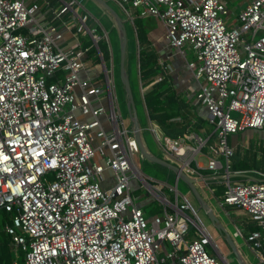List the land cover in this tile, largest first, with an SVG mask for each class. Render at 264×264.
Here are the masks:
<instances>
[{
  "label": "built area",
  "instance_id": "2783aa9c",
  "mask_svg": "<svg viewBox=\"0 0 264 264\" xmlns=\"http://www.w3.org/2000/svg\"><path fill=\"white\" fill-rule=\"evenodd\" d=\"M114 1L130 20L129 9L159 19L169 47L184 59L192 52L193 60H185L198 82L195 103L206 108L213 130L204 140L189 133L173 139L156 126L153 138L160 157L201 178L192 164L202 167L208 145L204 168L221 175L219 204L241 210L258 227L244 233L237 226L232 237L245 234L264 264V180L237 179L244 172L231 169L234 147L227 143L228 135L264 127V0L238 10L227 0ZM80 10L77 0H0V231L11 264H227L178 182L169 199L157 193L160 181L137 168L134 134L119 115L98 46L108 37ZM91 48L104 85L79 77ZM76 112L93 119L81 121ZM97 153L103 163L92 161ZM106 170L114 183L105 188ZM132 176L159 199L162 212L151 220L134 201Z\"/></svg>",
  "mask_w": 264,
  "mask_h": 264
},
{
  "label": "rangeland",
  "instance_id": "374dc122",
  "mask_svg": "<svg viewBox=\"0 0 264 264\" xmlns=\"http://www.w3.org/2000/svg\"><path fill=\"white\" fill-rule=\"evenodd\" d=\"M79 2L81 12L86 10L87 12L90 13L92 16V20H89L88 23L90 25H94L97 23V27L101 30L102 36L108 37L109 41V50H110V60L108 62V69H109V74H110V79L112 80L113 83V92L114 96L116 97V102H118V112L119 115L122 113L123 120L127 125H130V120L129 116L126 111V99H125V94H124V88L121 84L120 77H119V38L116 29L111 25V20L108 16V14L103 11L97 3L93 2V0H77ZM248 0H227L229 7L232 9L238 10L243 3H245ZM108 4L114 8L115 11H117L119 14L124 15L123 11L119 6H117V3L114 0H107ZM84 9V10H83ZM125 16V15H124ZM152 20H154V17H151ZM96 20V22L94 21ZM94 22V23H93ZM126 28H127V37H128V47H129V57H128V72H129V79L132 85V90H133V99L136 102L135 108L136 111H138L141 116L138 114L139 117V122L141 124L142 129H145L147 125H149L151 128L155 129L156 126L158 127L157 124L154 122H151L149 119L148 115V109L146 105L144 104V94H145V89L142 87L140 83V78H139V72H138V61H139V43L137 41L136 37V31L134 29L133 23L131 22L130 19H127L126 21ZM99 34V32H98ZM87 42H89L86 39ZM102 43V42H101ZM107 44V45H108ZM187 58L188 60L191 59V54L192 52H187ZM193 56V54H192ZM194 58V57H193ZM142 118V119H141ZM143 120V122H142ZM211 129L213 130V127L208 125ZM151 129V132H145L144 133V141L145 144L148 146V148L153 151L154 153L157 152V155L160 156L159 154V144L156 143L155 141V132L154 130ZM157 129V128H156ZM145 130H143L144 132ZM228 135L227 137V143L231 146L234 142L232 141V136ZM154 136V138H153ZM236 140L237 143L239 144L238 147V159L239 160H244L246 163L250 165V169H248V175L251 174L252 176H257L258 178H263L264 179V128L263 129H258V130H245L244 132L236 133ZM244 136L245 141L242 143L241 138ZM239 140H238V139ZM215 140V134L213 135L211 142L214 143ZM249 141H251L249 143ZM249 143V146L246 144ZM246 144V145H245ZM235 149V148H234ZM208 145L205 146V148L202 149L201 153L207 154L208 152ZM236 155L230 157V165H232L233 159L235 158ZM136 166L139 170H141L144 175H146L147 179L152 177L153 179H156L160 182V185H163L162 189L157 188L158 194H165L168 196V198H173V193L170 190L171 188L175 187V176L174 174L167 175L166 172H160L158 171L157 167L154 166L151 162H148L144 160L140 153L134 157ZM202 164V160L200 161ZM143 175V174H142ZM168 178H167V177ZM135 181L137 184V190L133 191L134 196H139L141 197H146L147 191L144 188L143 183L141 180L135 176H132L129 180L130 184ZM177 186L178 189L181 193L188 195V197L195 201L193 196L191 195V192L189 188L186 186V184L180 180L177 181ZM197 188H201L202 192H205V197L204 199L210 200V202L214 203V198L213 196V191H212V186L210 184L206 183H198L196 185ZM203 189V190H202ZM199 190V189H198ZM162 192V193H161ZM152 196V195H151ZM151 204L148 206H145L144 209V214L147 213L148 210H150V207H154L156 205H160L159 199L156 197L152 196V201L150 202ZM196 203V202H195ZM153 205V206H152ZM225 209V208H224ZM236 210V212L234 211ZM229 211L233 212L231 214H243L239 209L237 208H232L229 207ZM200 215L202 216V219H204V223L208 229L209 235L211 237V242L212 245H214V250L217 252L219 258L224 261L227 264H237L233 254L230 252V249L228 246L225 244L223 239L220 237V234L211 226L209 221L206 219V216L201 212ZM211 244H208L207 249L209 253H213V248ZM262 251V249H259ZM253 263L258 264L259 258L258 255L254 253L252 255Z\"/></svg>",
  "mask_w": 264,
  "mask_h": 264
},
{
  "label": "crops",
  "instance_id": "0c3cea01",
  "mask_svg": "<svg viewBox=\"0 0 264 264\" xmlns=\"http://www.w3.org/2000/svg\"><path fill=\"white\" fill-rule=\"evenodd\" d=\"M50 1L54 4H58V5L61 4V0H50ZM248 1L243 3V5H245ZM117 6H119V5L117 4ZM119 8H121V7L119 6ZM121 10L123 11L122 8H121ZM129 10L133 14V20H131V22L133 23V26H134L135 17L143 18L144 22H146L145 28L147 30V33H146L147 43L144 41V44L146 46H148V48H150L151 50H153L155 52L157 59H158V63L161 66L162 71L165 73L164 75H165V78H166L168 84L172 87L175 94L178 96V99L180 101H182L183 104L186 106V111H185L184 115L186 116L185 117L186 120L187 119L189 120V125L186 127V131H184L182 133V135L178 136V138L183 137L186 133H189V134L194 135L198 139L204 140L208 135L211 134V129L208 126V123L206 120V116H207L206 108L195 103V91L198 88V82L193 77L192 71L186 66V60L185 59H188L187 58L188 53L186 54L185 59H184V57L182 55L176 53V51L174 49L169 47L168 40L166 38L165 27L163 26L162 22L159 19L154 17V20H152L151 17L138 16L136 10H134V9H129ZM123 13L125 16L121 15V14H120V16L125 20V28H126V21L129 18H128L125 11H123ZM49 18L50 17L47 16V17L42 19L44 22V26L46 28H48V26L50 25ZM65 18H67V16H65ZM134 29L136 31L135 26H134ZM126 34H127V28H126ZM136 37H137V33H136ZM64 39H66V40L68 39L67 33H65ZM127 40H128V37H127ZM137 41H138V39H137ZM109 52H110V50H109ZM94 60H96V59L92 58V56H90V58H88V57L86 58V60H85V66L86 67L84 70H82L80 72L79 77L82 80H90L93 82H98V84H101L103 81L104 75H103L102 70L100 71V69L98 68L97 62ZM109 60H110V58H109ZM189 60H193L192 54H191V59H189ZM129 81H130V79H129ZM130 84H131V82H130ZM102 85H104V84L102 83ZM130 86L132 89V85H130ZM76 93H79V89H76ZM132 93H133V90H132ZM102 104L104 106L108 105V101L106 98H104L102 100ZM126 111H127V114L129 116V120H130V115H129V112L127 110V107H126ZM76 114H77V117L79 118V120H81V121H91L93 119L90 114L83 115L80 112H76ZM138 114L141 116V114L139 112H138ZM138 114H137V116H138ZM120 115L122 117V113ZM99 119L101 121L102 126L105 129H109V125L107 123L105 116L100 115ZM138 119H139V117H138ZM122 121H123L124 125H126L129 129H131V122H130V125L128 126L127 123H125V121L123 120V118H122ZM142 122H143V120H142ZM148 126L149 125H147V127ZM143 130H145V131L143 132ZM248 130H250V129H248ZM251 130H258V129H251ZM244 131H242V132H244ZM142 132H143V134L145 132H148L146 130V127H145V129H142ZM242 132H240V133H242ZM235 135L236 134L232 135L233 136L232 141L234 143L231 145L235 148L234 151L238 150V147H239V144L237 143ZM192 140L195 142V138H193ZM244 141H245L244 136H242L240 142L243 143ZM250 142L251 141H249V143ZM94 143L97 145L98 140H95ZM249 143L246 142V144L248 146H249ZM108 151L109 150L106 148L105 153H108ZM155 154L157 155V152ZM159 154H160V151H159ZM200 160H202V167L201 168L205 169L204 168L205 162L207 160L205 153L200 157ZM92 161L97 162V163H103V157L99 153H97L93 157ZM248 171L249 170H242V172H244V173L240 174L241 176L236 175L237 179L248 178V179H254V180H264L263 178H258L257 176H252L251 174L248 175L247 174ZM104 177H105V180L102 183L103 187H105V188L109 187L114 183V176H113V173L111 171L106 170L104 173ZM202 178L204 180H201L199 183L205 182V184L208 183L212 187H214L215 185H221L220 184L221 175H213L210 172L209 175H202ZM198 189H199L200 193L202 194V196H204L205 192H202L201 188H198ZM131 190H132V192L137 190V184L135 183V181H133L131 183ZM165 195H166V193H165ZM133 197H134V201L136 202V204L139 207H141L142 209L152 201V196L148 193L146 194V197L144 196V197L140 198L138 195L137 196L133 195ZM212 197L214 198L215 204L210 202V200H207V201L210 203L214 212L216 213V215L220 219L221 223L224 225V227L226 228V230L228 231V233L231 236H232V233L235 231L237 226L238 227L243 226L244 233L247 230H254V225L250 222V220L246 214H244V213L241 215L238 213H236L237 215L231 214L233 212L229 211L228 206H221L219 204L221 197L217 198L214 194ZM169 199H171V198H169ZM234 211L236 212V210H234ZM145 215H146V213H145ZM152 218L153 217L149 218L148 220H151ZM263 237H264V234H263ZM233 239L236 242V245L238 247V250H239L243 260L247 264H256V263H253L254 261L252 259V255H254L255 252L250 247V244L247 243V241L245 239V234H243L242 237H235ZM223 241H224V239H223Z\"/></svg>",
  "mask_w": 264,
  "mask_h": 264
},
{
  "label": "trees",
  "instance_id": "16d2710c",
  "mask_svg": "<svg viewBox=\"0 0 264 264\" xmlns=\"http://www.w3.org/2000/svg\"><path fill=\"white\" fill-rule=\"evenodd\" d=\"M93 1L96 3L95 0ZM100 8L108 14L111 20V25L116 29L115 22L113 21L110 14L106 10H104L102 7ZM145 25H146V22H144L143 18L135 17L134 26L136 28L137 39L139 42V51H138L139 52L138 53L139 54V61H138L139 78H140L142 87L148 86L144 94V97H143L144 104L146 105L148 109V115H149L150 121L157 124L159 129L162 131L164 135L168 136L169 138L175 139V138H178V136L182 135V133L186 131V127L189 125V120L188 119L186 120L185 118L186 116L184 115L186 111V106L183 104L182 101L178 99V96L175 94L172 87L168 84L166 78L159 82L155 81L157 77H159L161 74H164V73L161 69V66L158 63V59H157L155 52L144 44V41L147 43V40H146L147 30L145 28ZM98 32L100 35H102V32L100 29H98ZM127 43H128V40H127ZM98 46L101 51L104 63L107 66L109 62V58H110V52H109V48H108L106 40L104 38H101L98 42ZM94 53H95L94 48H91L89 50V55L91 56ZM129 53H130L129 47L127 44L126 56H125V69L128 74H129L128 72ZM95 59L96 60L94 61L96 62L99 61L97 58ZM235 155L236 157L232 158L233 159V162L231 165L232 170L242 171V170L250 169V165L248 163H246L244 160L238 159L237 150L234 151V156ZM153 165L157 167L159 173L166 172L167 175L172 174L168 169H166L163 166H160L157 164H153ZM192 167H194L202 175L210 174L208 170L203 169V168H197L195 167L194 164H192ZM212 191H213V194L217 198H219L221 197L220 195L222 194L223 187L222 185H215L212 188ZM150 204L151 203H149L148 205ZM161 212H162L161 204L160 205L158 204L154 207H150V210H148L145 215L146 219L157 216L161 214ZM8 217L9 215L4 214L5 220H7ZM255 229H258V227L254 225V230ZM7 242H8V238L5 236V234L2 231H0V264L1 263L11 264V261L13 259V254ZM210 254L213 255V253H210Z\"/></svg>",
  "mask_w": 264,
  "mask_h": 264
},
{
  "label": "water",
  "instance_id": "95a60500",
  "mask_svg": "<svg viewBox=\"0 0 264 264\" xmlns=\"http://www.w3.org/2000/svg\"><path fill=\"white\" fill-rule=\"evenodd\" d=\"M95 1L100 7H102L110 14L116 25V31L119 38V77L125 92L126 107L130 115L131 130L134 134V139L136 141L138 151L141 157L144 160L151 162L152 164H157L165 167L171 173L174 174L176 182L180 180L186 184L196 204L198 205V209L206 216V219L209 221L211 226L224 239L225 244L228 246L231 253L234 255L237 264H247L243 260L236 245V242L234 241L232 236L228 233L224 225L221 223L220 219L214 212L210 203L206 199H204V197L198 190L196 185L201 180L204 179L201 177H194L186 174L179 166H176L175 164L153 153L145 144L144 136L142 135V127L138 120L137 111L135 108V102L133 99V93L130 86L129 76L125 69V56H126V47H127L125 20L120 16V14L117 11L114 10L112 6L108 4L107 0H95Z\"/></svg>",
  "mask_w": 264,
  "mask_h": 264
},
{
  "label": "bare ground",
  "instance_id": "6f19581e",
  "mask_svg": "<svg viewBox=\"0 0 264 264\" xmlns=\"http://www.w3.org/2000/svg\"><path fill=\"white\" fill-rule=\"evenodd\" d=\"M151 127L150 126H148V127H146V130L148 131V132H151ZM142 135L144 136V134H143V132H142Z\"/></svg>",
  "mask_w": 264,
  "mask_h": 264
}]
</instances>
